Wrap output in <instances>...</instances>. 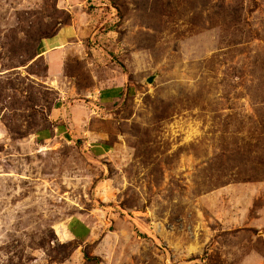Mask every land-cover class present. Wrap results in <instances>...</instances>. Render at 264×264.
I'll return each mask as SVG.
<instances>
[{
	"label": "rangeland",
	"instance_id": "obj_1",
	"mask_svg": "<svg viewBox=\"0 0 264 264\" xmlns=\"http://www.w3.org/2000/svg\"><path fill=\"white\" fill-rule=\"evenodd\" d=\"M0 264H264V0H0Z\"/></svg>",
	"mask_w": 264,
	"mask_h": 264
},
{
	"label": "crops",
	"instance_id": "obj_2",
	"mask_svg": "<svg viewBox=\"0 0 264 264\" xmlns=\"http://www.w3.org/2000/svg\"><path fill=\"white\" fill-rule=\"evenodd\" d=\"M67 28V27H66ZM61 29L58 31V33L51 39H45L40 44V49L42 50V53H46L48 51H51L53 49L60 48L68 43V40L70 38V31L67 28ZM113 91V90H111ZM116 98V97H114Z\"/></svg>",
	"mask_w": 264,
	"mask_h": 264
},
{
	"label": "trees",
	"instance_id": "obj_3",
	"mask_svg": "<svg viewBox=\"0 0 264 264\" xmlns=\"http://www.w3.org/2000/svg\"><path fill=\"white\" fill-rule=\"evenodd\" d=\"M54 37V36H53ZM53 37H49L50 39L53 38ZM48 38V39H49ZM111 94L107 93L111 98H114V97H119L121 94H122V91L121 90H116V91H110ZM46 131V130H44ZM43 132V131H42Z\"/></svg>",
	"mask_w": 264,
	"mask_h": 264
},
{
	"label": "water",
	"instance_id": "obj_4",
	"mask_svg": "<svg viewBox=\"0 0 264 264\" xmlns=\"http://www.w3.org/2000/svg\"><path fill=\"white\" fill-rule=\"evenodd\" d=\"M148 83H152V79H149Z\"/></svg>",
	"mask_w": 264,
	"mask_h": 264
}]
</instances>
